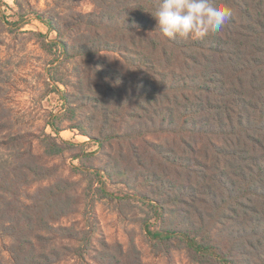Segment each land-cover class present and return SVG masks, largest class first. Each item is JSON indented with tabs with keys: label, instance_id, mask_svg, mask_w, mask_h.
Masks as SVG:
<instances>
[{
	"label": "trees",
	"instance_id": "trees-1",
	"mask_svg": "<svg viewBox=\"0 0 264 264\" xmlns=\"http://www.w3.org/2000/svg\"><path fill=\"white\" fill-rule=\"evenodd\" d=\"M90 1L94 10L63 22L36 14L75 80L59 90L54 135L16 133L0 143L14 152L0 166L10 263L88 255L96 264H143L133 239L95 246L90 232L60 223L78 211L80 184L42 162L38 141L46 157L72 151L88 189L104 177L148 203L156 229L150 218L142 225L155 253L180 250L188 264H264V0H212L232 18L217 34L187 40L159 32L150 13L158 0ZM64 121L95 150L58 140ZM35 183L25 202L22 191ZM0 264H9L1 251Z\"/></svg>",
	"mask_w": 264,
	"mask_h": 264
},
{
	"label": "rangeland",
	"instance_id": "rangeland-1",
	"mask_svg": "<svg viewBox=\"0 0 264 264\" xmlns=\"http://www.w3.org/2000/svg\"><path fill=\"white\" fill-rule=\"evenodd\" d=\"M94 8L90 0H0V102L3 107L0 124L5 127L0 129V143L16 133L54 135L49 123L54 114L63 111L59 90H69L75 80L72 62L64 60L61 49L51 43L55 40V33L38 20L36 14L63 22L73 11L89 12ZM69 126L66 121L59 126L63 130L56 135L58 140L82 143L86 151L95 150L93 142ZM33 152L44 164L59 166L64 176L78 180L80 184L78 211L63 218L61 224L90 232L95 246L104 238L109 244L117 241L126 247L129 239H133L141 252L143 264H188L183 251L173 250L169 256L154 252L142 225L143 220L150 218L152 230L156 229L151 218L153 213L148 203L133 196L130 187L103 177L104 184L94 183L88 189L86 175L72 169L79 164L78 160L71 158L72 151L46 157L40 143L34 141ZM13 161L14 152L0 144V166H9ZM37 185L27 188L26 193L22 191L25 202H29L25 194L32 193ZM96 188L105 191L98 194ZM7 242L8 238L0 236V251L12 264L8 254L3 252V245ZM58 264L96 263L87 255L83 258L70 256Z\"/></svg>",
	"mask_w": 264,
	"mask_h": 264
},
{
	"label": "clouds",
	"instance_id": "clouds-1",
	"mask_svg": "<svg viewBox=\"0 0 264 264\" xmlns=\"http://www.w3.org/2000/svg\"><path fill=\"white\" fill-rule=\"evenodd\" d=\"M150 13L163 37L185 40L217 34L232 18L229 7L212 0H158Z\"/></svg>",
	"mask_w": 264,
	"mask_h": 264
}]
</instances>
